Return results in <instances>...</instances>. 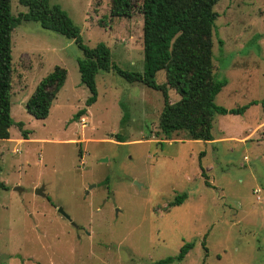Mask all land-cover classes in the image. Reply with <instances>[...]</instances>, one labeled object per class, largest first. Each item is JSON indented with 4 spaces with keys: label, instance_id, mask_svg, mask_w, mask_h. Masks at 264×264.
I'll return each instance as SVG.
<instances>
[{
    "label": "rangeland",
    "instance_id": "obj_1",
    "mask_svg": "<svg viewBox=\"0 0 264 264\" xmlns=\"http://www.w3.org/2000/svg\"><path fill=\"white\" fill-rule=\"evenodd\" d=\"M50 3L70 15L86 46L105 43L113 65L144 71L140 13L112 18L110 0ZM214 10V74L228 82L216 103L258 104L217 115L210 142L184 133L167 140L163 93L113 69L97 75L98 99L87 107L76 42L36 22L14 30L15 124L0 141V264H158L188 244L186 258L171 264H264V0H221ZM27 11L12 1L14 16ZM56 66L67 82L49 117L37 120L27 102ZM156 79L164 84L165 71ZM169 98L181 97L170 89ZM41 187L46 197L36 195Z\"/></svg>",
    "mask_w": 264,
    "mask_h": 264
},
{
    "label": "trees",
    "instance_id": "obj_2",
    "mask_svg": "<svg viewBox=\"0 0 264 264\" xmlns=\"http://www.w3.org/2000/svg\"><path fill=\"white\" fill-rule=\"evenodd\" d=\"M12 1L0 0V141L11 139L10 129L15 124L12 117V35L23 22H36L45 30L74 40L83 51L84 57L78 60V65L81 82L90 92L87 107L97 102V75L101 71L113 69L129 83H142L161 91L165 105L160 129L167 140L174 134L184 133L187 140L214 141L217 115H243L258 104L252 101L228 109L216 103L218 95L228 85L227 80H220L214 74L213 62V32L219 16L214 8L221 0H110L112 18L130 19L136 12L143 16V72H127L113 65L111 49L105 43L95 48L86 46L80 28L60 5H52L50 0H18L28 11L14 16ZM162 71L166 73V82L158 84L157 74ZM67 79L68 71L56 66L28 100L27 112L37 120H46ZM170 89L180 95L178 102H170ZM86 112V109L80 110L75 121ZM127 119L128 115H125L124 121ZM18 127L23 131L24 139H30V131L24 130L25 124L20 122ZM117 138L118 142H126L122 134ZM203 176L207 177L205 173ZM206 184L210 185L208 181ZM185 199L186 195L178 197L175 205L183 204ZM193 247V244L185 245L178 257L158 264L182 261Z\"/></svg>",
    "mask_w": 264,
    "mask_h": 264
},
{
    "label": "water",
    "instance_id": "obj_3",
    "mask_svg": "<svg viewBox=\"0 0 264 264\" xmlns=\"http://www.w3.org/2000/svg\"><path fill=\"white\" fill-rule=\"evenodd\" d=\"M15 190L20 192L22 189H20L19 187H17ZM44 190H45L44 187H41V188L37 189L36 190V195H39L41 197H46ZM58 212L60 214H62L66 219L71 220V217L64 211L63 208H59L58 209Z\"/></svg>",
    "mask_w": 264,
    "mask_h": 264
}]
</instances>
